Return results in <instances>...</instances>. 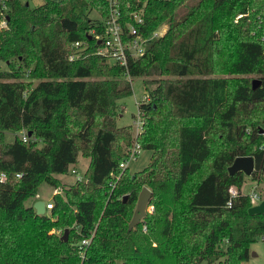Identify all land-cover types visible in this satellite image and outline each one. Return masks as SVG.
I'll use <instances>...</instances> for the list:
<instances>
[{"label":"trees","instance_id":"16d2710c","mask_svg":"<svg viewBox=\"0 0 264 264\" xmlns=\"http://www.w3.org/2000/svg\"><path fill=\"white\" fill-rule=\"evenodd\" d=\"M118 6L125 16L141 6L143 34L159 32L125 67L95 54L87 37L99 26L86 13L105 15L106 0H43L33 7L7 1L0 28L6 64L0 70V264L220 258L240 264L249 245L264 240V213L248 214L251 202L238 190L243 174L227 173L233 158L251 156L249 177L264 188V41L256 17L264 0H118ZM240 12L246 13L235 20ZM75 40L85 41L84 50L68 60ZM250 74L259 75L254 88ZM34 75L39 79L29 88ZM132 77L141 78L146 98L137 103L142 123L133 136L130 125H115L117 101L131 93ZM21 130L30 132L26 142L17 136ZM6 131L14 132L10 141ZM133 142L150 150L149 160L136 176L114 181L127 170L118 164ZM79 154L88 157L84 180L63 188V196L54 193L48 215L22 204L42 181L55 188ZM142 186L153 209L142 218L145 230H137L141 219L127 230ZM229 186L237 190L233 197ZM176 226L187 239H174ZM83 238L89 244L79 256Z\"/></svg>","mask_w":264,"mask_h":264},{"label":"rangeland","instance_id":"374dc122","mask_svg":"<svg viewBox=\"0 0 264 264\" xmlns=\"http://www.w3.org/2000/svg\"><path fill=\"white\" fill-rule=\"evenodd\" d=\"M43 0H21L22 3H24L28 7H33L37 6L40 3H42ZM90 18H97L98 14L96 13L95 10H90L86 13ZM161 32V30H160ZM14 62V61H13ZM6 69V64L0 61V70ZM227 78H235L239 77L238 75L235 74H230V73H225L221 74ZM249 80H257L259 75L258 74H250L246 76ZM38 77L34 75L33 77H28L27 80L30 82V87L32 88L38 81ZM130 81L131 85V93L117 101V118L115 120V125L116 126H126L130 125L131 127V134L132 136L135 133L136 130V123H137V103L141 99H145V90L141 82L140 77H132L128 78ZM153 84L149 85L148 88H152ZM259 109L254 110V115L252 117H255L258 114ZM243 111L238 112V116L243 117ZM260 127L264 130V122L261 123ZM21 131H17L16 133L19 134ZM14 136V132L12 131H6L3 134L4 141H10ZM40 145V143H38ZM124 142H120L117 147L120 150L121 155L124 152L125 147ZM150 156V150L148 149H140L139 152L134 156L130 157L126 161V166L127 170H123L122 172H119L115 178L114 181H117L123 178H128V177H133L136 176L137 173L147 164ZM88 164V157L81 156L80 154L77 155L76 158V163L69 166L68 172L66 174H60L59 177L57 178L59 181V184L54 188L53 186L47 184L46 182L42 181L40 182L37 187L36 191L34 194L28 198H26L23 201V205H31L35 200H41L46 204L51 203V198L52 195L56 192H60L61 195L63 196V188H67L73 182L75 181L76 175L77 176H82L86 166ZM70 169H74L76 172V175L70 173ZM262 178H264V173L262 174ZM251 187H254V191L259 194L261 197L264 196V188L262 183L259 181L254 182L249 176L242 175V183L240 186L239 191H241L244 194H248ZM135 202L131 206V213L130 217L132 214V211L134 209ZM153 207L152 205L147 204L146 206V214L150 213L152 211ZM45 214H49L48 209L44 210ZM143 218V217H142ZM141 218V220H142ZM130 219V218H129ZM146 227V221L142 220L138 227L137 230H145ZM55 228H50L49 232H56L58 234L61 233V229ZM173 235L174 239L179 238V239H187L188 235L185 234L184 230H181L177 226L173 229ZM248 257L246 260L242 261L240 264H264V240L257 239L253 243L249 245L248 248ZM115 264H119L117 261ZM192 264H222V258L216 259L212 262H206L205 260H200V259H195Z\"/></svg>","mask_w":264,"mask_h":264},{"label":"built area","instance_id":"2783aa9c","mask_svg":"<svg viewBox=\"0 0 264 264\" xmlns=\"http://www.w3.org/2000/svg\"><path fill=\"white\" fill-rule=\"evenodd\" d=\"M8 0H0V28L5 26L6 22V8ZM108 11L103 16H98L96 24L99 26V30L96 31L95 28H90L87 32L90 35V39L96 44L94 53L101 56L109 64H115L118 66L125 67L128 60L135 58L142 54L144 49L145 41L151 37L156 36L158 32L157 28L154 29L151 34L144 35L140 29V24L142 23V7L138 6L129 11L128 16L122 13V10L118 6V0H106ZM246 12H240L235 14L234 19L244 15ZM128 17V18H127ZM257 19L262 25V33L260 34V39L264 41V10L262 13L257 14ZM85 41L75 40L70 43L73 47V51L68 54L67 59L72 60L81 56L82 51L85 47ZM264 53V47H263ZM146 100V98L144 99ZM141 113L137 110V123L135 125V133L141 130ZM264 135V130L261 133ZM21 141L26 142L28 140V135L24 131L17 134ZM260 149L264 151V143L260 146ZM140 150L139 144L133 142L131 147L126 150V157L118 164V166L123 169L126 167V161L130 157H134ZM70 173L76 175L74 169H70ZM16 177L19 174L15 175ZM4 180V174L0 173V181ZM76 181L84 180L83 176H77ZM108 186L112 187L113 182L110 180ZM227 193L229 197H233L237 194V190L233 186L227 188ZM240 193H242L240 191ZM244 194V193H242ZM247 195L251 202V206L257 204L262 198L259 194L254 191V187H251ZM229 205V201L226 203ZM51 208V204L44 203V210ZM89 244L88 238L81 239L77 244V252L79 256H82V251Z\"/></svg>","mask_w":264,"mask_h":264},{"label":"water","instance_id":"95a60500","mask_svg":"<svg viewBox=\"0 0 264 264\" xmlns=\"http://www.w3.org/2000/svg\"><path fill=\"white\" fill-rule=\"evenodd\" d=\"M26 6V5H25ZM7 17V16H6ZM87 37L89 38L90 35L88 34ZM258 83V80H251V87L254 88ZM263 129H259V133H262ZM27 135H30V132H27ZM253 170V159L251 156H236L233 158L230 165L227 167V173L232 175L236 172H241L245 176H250ZM150 190L142 186L136 196L135 206L132 211L130 220L127 223V230L133 228L136 223L144 217L146 213V206L148 200L150 198ZM125 195L122 197V200L125 199ZM32 208L34 209L35 214L42 215L44 214V202L41 200H35L32 204ZM247 213L252 214H262L264 213V198H262L257 204L250 206L247 209ZM67 235V230H63L62 239L65 241Z\"/></svg>","mask_w":264,"mask_h":264}]
</instances>
